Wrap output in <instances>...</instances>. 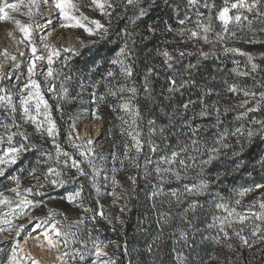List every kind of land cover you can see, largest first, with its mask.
Returning a JSON list of instances; mask_svg holds the SVG:
<instances>
[{
  "label": "trees",
  "instance_id": "16d2710c",
  "mask_svg": "<svg viewBox=\"0 0 264 264\" xmlns=\"http://www.w3.org/2000/svg\"><path fill=\"white\" fill-rule=\"evenodd\" d=\"M186 1L154 0L148 15L133 24L131 18L137 10L129 6L125 14V3L116 0L118 7L112 14L110 25L106 17L103 22L105 25L110 26L109 34L105 39L102 40L100 36L81 38L86 46L81 48L79 42L75 46L80 55L62 51L61 55L54 59L53 67L59 73L58 78L55 80L57 91L64 76L71 77L66 82L68 91L62 99H57L55 93L49 90L51 85L48 87L42 85L44 98L51 106V118L55 121L57 127V134L54 137L47 135L48 125L43 115L37 117V123L42 124L39 132L31 121L22 118L19 107L21 99L19 88L25 83L23 79L17 80L15 83H12L11 79H5L0 85V87H6L13 93V103L17 106L15 118L17 124L20 125L19 130L26 132L31 143L37 145L35 149L23 153L15 165L6 168L5 175L0 176V192L9 197L13 196L11 199L15 201L17 199L15 193L9 191V189L15 187V181L10 177L13 175L19 177L21 191L23 188L37 185L36 177H39V183L43 184L44 187H34L33 193L28 198L43 200L44 204L29 208L27 216L46 206L47 213L49 209L63 213V215H56L55 219L62 222L65 230L71 227L73 231L76 230L73 221L84 219V223L78 226L80 228L78 238L86 242L87 254L85 261L81 262L77 258L75 261L72 260L71 264H84L93 257L95 251L92 246V239L103 242L101 246L103 244L108 245L106 247L108 250L107 259L115 260V264H154V261L156 264H176L173 248L184 253L186 264H221L222 261L224 264H264V252L257 251V249H264V242H258L250 249L241 247L239 239L235 236L230 241L216 243L212 238L218 234V230L216 227H209V225L218 224V221L213 220V216L223 218L227 215L224 209L215 207L216 203H223L227 205L229 211L235 208L237 212L250 217L251 213L260 212L259 206L257 208L259 202H253L259 201L258 197L264 200V195H262L264 194L262 190L264 188L247 192L244 196H240L239 193L246 188H254L257 183L264 184V169L256 163L259 157L264 155V140L254 137L250 144L245 145V149L239 157L245 163L239 169L235 168V163L238 160L232 156V150L223 149L217 159L205 166L204 172L200 173L199 176L197 175L199 169L193 166L187 177H182L180 180L173 177L160 183L156 180L153 171L160 156L169 154L173 147H178L177 139L181 141L187 139L183 133H189V129L183 128L181 130L182 105L192 101L194 103L190 105L187 115L191 116L193 111L198 112L200 109L199 97L202 90H213L211 95L205 98V101L209 105L213 102L218 105L220 131L224 129L234 130L242 125L245 128L249 126L258 127L252 125L251 121L253 119H264V105H262L258 110L249 113L244 119L236 120L235 117L240 112L245 111L246 108L255 107V101L248 98L249 103L245 108H240L237 105L246 99L242 91L233 93L227 90L228 84L236 83L242 89L255 91L257 99L259 98L258 94L264 92V56L261 55L264 54V51L255 55L252 54L253 62L259 65L255 72H251V65L248 63L247 57L240 53L216 52L209 53L206 58H203L199 56V52H193V55H186L177 65V68L182 70L189 63L198 64L197 68L191 70L193 83L186 85L179 92L169 94L167 92V76L172 73L166 72L163 67H160L150 76L151 98L149 99L148 94L144 92L143 78L146 69L152 65H162V56L158 54V50L171 48L180 38L175 31H167L164 22L167 21L173 29L180 27L178 19H180V12L185 15ZM150 2L151 0H148V2L142 0V6L148 8ZM213 2L217 6V12L224 6V0H213ZM232 2L234 0H229V5ZM247 2L251 3L252 0H247ZM258 11L264 12V3L260 5L258 10L254 9L252 12L240 10L242 16H247V20L242 19L239 23L235 20L231 21L233 33L239 41L252 44L264 43V17L259 16ZM236 13L237 10L232 9L231 14L233 17ZM249 20L251 24L248 23ZM149 24L159 29V31L155 34L149 33L147 30ZM125 28L129 33H133L131 38L126 37L121 31ZM143 37H148V39H143ZM89 41H96V43L89 44ZM126 41L133 53L129 61L134 67L133 76L130 80L120 74L118 66L109 63ZM166 41H171V43H166ZM38 53L42 54V52ZM65 56L69 57L67 61L64 59ZM234 61L237 63H234ZM41 63V67L36 69V79L43 82V75H40V72L46 73L47 64L44 61H41ZM245 66L250 72L248 76H238L232 72L234 67L243 71ZM110 68L115 72V81H110V83L113 85L117 83L126 84L128 87L135 86L138 89L135 96L125 92L123 97L124 100L132 97L131 103L139 106L141 118L137 121V130L141 131V138L144 141H147L150 135L148 120L153 119L155 121L153 127L156 132L151 138L160 145V150L152 153L145 143L143 152L139 155V168L134 167L124 155L125 144L127 143L130 148L132 145L131 138L127 135V131L131 129L128 125L123 124L118 117L123 116L131 124V116L119 108L118 105L123 102L120 95L112 96L107 92L102 77ZM81 78L85 82L83 89L80 87ZM188 78L185 74V79ZM97 81L100 82L96 83ZM14 85L15 87H13ZM101 97L104 99L101 100ZM57 104L60 105L59 108H57ZM110 105L114 106L115 110ZM41 110H44L43 105H41ZM32 111L35 114L34 104ZM93 113H95V116ZM88 117L103 120L104 127L109 130L110 145L99 144L97 140L93 144L92 155L86 158L81 156L80 152H87L88 148L86 145L82 149L74 146V144H81L83 141L76 139L71 125L74 123L76 130H78L79 124ZM0 121L12 122L10 110L0 108ZM214 124H216L215 112L207 117L197 116L193 121V126H201L200 136L207 140L209 147L213 146L212 137L216 129L211 126ZM161 127L165 129L164 136L169 138L172 147H165L160 135ZM121 128L125 129L123 134ZM206 129L207 131H205ZM178 130L181 131L178 132ZM12 131H16V129L13 128ZM69 133H71V139ZM3 134L4 129L0 128V135ZM21 139L19 136L15 137L17 143ZM53 140L60 145L63 151L69 153L72 159L78 161L83 169V174H78L76 169L71 166V159H68L67 166H65L63 161L67 158L64 156L59 157L60 164L56 163L57 156ZM228 142L234 144V138L229 137ZM48 152L51 153V159L42 155ZM130 154L137 155L133 148H131ZM100 156H103L102 160ZM146 158H150L152 163L145 165ZM202 158L206 159L207 155L205 154ZM89 159H92L99 169L96 178L99 192L93 189L91 185L92 168L89 165ZM192 163V161H189V164ZM48 167H57L62 171L66 183L54 188L48 181H45L43 173L47 171ZM32 168H36L35 175H30ZM148 173H151V176L145 179ZM106 174L113 175L123 186L121 187V197L119 202L115 204L112 214L109 213V207L112 206L104 198V194L108 189L103 187V178L106 177ZM134 175L137 177L135 184L129 179L130 176ZM201 178L211 181L208 191L196 194L191 198H182L179 204L169 196L171 189L183 191L185 184L198 182ZM154 184L156 187H153ZM78 189H82L81 198L70 203L66 198L67 195L76 192ZM36 192L43 195L37 196L35 195ZM153 192H156L157 195L154 200H150L149 195ZM192 199L197 200L201 207L195 212V219L192 220V224L189 226L181 220L180 214L189 206ZM169 200H172L171 205L167 203ZM237 200L240 201L239 204H236ZM81 203L84 208H92L93 212H85L84 208L79 206ZM153 204H155V207H153ZM122 207L124 208L123 211H121ZM69 210H77L78 216L75 218L69 217ZM100 211H103L105 216L111 219V223L98 214ZM161 211H171L173 217L170 226L163 227L162 236L161 222L158 215ZM47 215L43 213L37 217ZM93 215H95V220L92 219ZM192 215V213H189V218ZM27 216H21L17 220L25 219ZM115 217H119L124 223H119ZM252 221L261 223L264 227V222L251 217L243 233L249 236L250 243L254 239L250 235ZM235 227L239 228L241 225L236 224ZM180 230H184L186 233L184 239L180 238ZM89 231H91V239ZM228 231L231 234L232 230L228 229ZM158 237L159 239H157ZM225 243H232L234 248L231 250L226 248ZM9 244V242H5V244L0 245V260H6ZM150 246L152 252L148 251ZM81 247L82 245L79 242H75L70 245L69 251ZM158 248L159 251H157ZM213 254L220 259H210ZM68 260L70 264V256Z\"/></svg>",
  "mask_w": 264,
  "mask_h": 264
},
{
  "label": "snow or ice",
  "instance_id": "6c2138e0",
  "mask_svg": "<svg viewBox=\"0 0 264 264\" xmlns=\"http://www.w3.org/2000/svg\"><path fill=\"white\" fill-rule=\"evenodd\" d=\"M46 3L47 0H44ZM121 2L125 3V14L127 7H132L137 11L134 12L131 22L133 24L136 21L142 19L143 17L148 15L149 9L154 3V0H151L149 3V7L145 8L142 6V0H121ZM144 2H148V0H144ZM92 5L95 6L96 9H99V12L102 16L108 18L109 25L111 22V17L113 12H115L116 7L118 4L116 0H91ZM199 3V0H187L186 3V11L183 19H178V24L180 27L177 29H173L167 21L164 22V26L167 31H175L178 36L181 37V43H187L188 40H195L201 39L204 43H212L209 39V34L213 32V26L211 24L212 17L211 15L208 16V23L204 22V14L197 10L195 12L196 20L193 22L195 27H186L185 25L189 22L190 17L187 14V9L191 7H195ZM264 3V0H252L251 3H248L247 0H234L229 6V0H224V7H222L216 16V19L220 20L224 25V32H228V24L235 20V22L239 23L242 19L247 20V16H242L240 10H247L248 12H252L254 9L258 10L260 5ZM55 7L59 10L60 19L63 21L61 27L64 28H80L83 29L89 36H100L103 40L105 39L110 31V26L105 25L99 19H92L82 12L79 15L75 13L79 12V6L75 3H72V0H54ZM27 8L26 12L22 14L29 17V23H24L18 19H15L13 16L9 14L11 12H18L21 9V6ZM40 7L41 3L40 0H19V3H4L3 6H0V22L2 21H11L15 28L19 30L23 34V39L19 42H23L24 40L28 41V44L31 45V53L32 58L28 66V82L24 84V87L20 90V112L22 113V118L26 121H31L36 130L39 132L42 124L37 123V117L43 115L45 117V122L47 123L48 127L46 129L47 135L49 137H54L57 134V127L55 121L51 118L50 109L51 106L49 105L48 101L45 100L43 92H42V85L43 87H48L50 91L54 92L57 99H62L64 94L67 93L68 89L66 87V82L71 79V77L65 75L64 79L60 81L59 90L56 89L55 80L58 78L59 73L54 69L53 63L54 59L58 58L61 55V52L64 53H72L73 55H80L79 50L69 45L66 48L60 49L56 45L44 44V48L47 50V55H37V48L32 40V34L34 31V26L31 23L32 17L35 15L40 14ZM204 8L212 9L215 7L214 4H209L208 0H204L203 3ZM230 9L237 10L236 15L233 17L229 15ZM178 11V6H177ZM258 15L264 17V12H259ZM251 24V21H248ZM52 21H48V25L51 26ZM35 27H40V25H35ZM149 33L155 34L159 29L153 27L151 24L148 25L147 28ZM126 37L131 38L133 33H129L127 28L121 30ZM9 36H12V32L8 33ZM51 35V33H49ZM234 35V33H233ZM187 36L188 40H184L183 37ZM218 40H222L223 37L220 33L216 34ZM143 39H148V37H143ZM79 45L81 48L85 47L86 44L83 40L77 37ZM257 42V41H252ZM89 44H94L96 41H89ZM134 43V41H133ZM166 43H171V41H166ZM176 55L174 56L172 52H169L167 48L162 50H158V54L162 56V65H152L149 66L144 74V92L148 94V98H151L152 89L149 87L150 76L153 72L157 70V68L163 67L166 72H171L172 74L167 76L168 81V88L167 92L169 94H173L179 92L180 90L184 89L186 85L193 83L191 80V70L198 67V64H191L184 66V68L178 69L177 65L180 64L181 60L187 55L191 56L193 53L186 49H174L173 50ZM224 52L226 53H240L243 56L247 57L248 63L251 65V72H255L259 65L253 62V56L251 53L242 52L239 48H229L225 47ZM5 58L7 59L9 56L12 61L15 63L12 65V70L5 72L3 69H0V81L5 79H10L14 74L15 71L20 69L22 61H17L16 55H12L4 50ZM21 57L25 56L24 52H19ZM133 55L132 50L128 47L127 41L125 42L124 46L120 48L119 52L116 53L115 57L112 58L109 63L114 66H118L120 70V74L124 76L126 79H131L134 72L133 64L130 63L131 56ZM209 55L208 52H199V56L206 58ZM264 56V54H261ZM65 61L69 59L68 56L64 57ZM47 61V71L44 73L43 71L40 72V75H45L46 79L41 82L36 79L37 71H36V63L37 61ZM234 63H237L234 61ZM232 72L238 76H248L250 74L247 66H245V70L240 71L237 67L232 69ZM158 74V73H157ZM185 74L189 77L185 79ZM17 80H20V77H16ZM102 79L105 82L106 89L109 95L117 96L120 95L121 100L123 101L118 106L120 109L126 111L131 116V124L129 121L126 120L123 116L118 117L123 124L129 126V131H127V135L131 138L132 145L131 148L135 149L137 155L133 156L130 154L131 148L126 143L125 144V158L130 160L132 165L136 168L140 167L138 162L139 155L143 152V148L145 143L149 147L152 153H156L160 150V145L157 144L151 137L155 134L156 129L153 127L155 125V121L153 119L148 120L149 125V139L144 141L141 136V131L138 129L137 121L141 118V113L139 110L138 105H134L131 103L132 97H129L128 100H124L123 93L128 92L135 96L138 93V89L135 86L128 87L126 84H115L113 85L110 81H115V72L113 69H108L107 72L104 74ZM97 81L96 83H99ZM95 86V85H93ZM15 87V85L13 86ZM81 89L85 87V82L83 78H81ZM27 90V95H24V91ZM227 90L229 92H239L242 91L243 96L246 98L237 105L240 108H245V106L249 103V99L255 101V107L246 108L245 111L240 112L235 119L242 120L248 116L249 113L258 110L262 105H264V92H260L258 94L259 98L257 99V93L255 91H251L248 89L240 88L236 83L228 84ZM212 89L202 90L201 95L199 97V104L200 109L198 112L193 111L191 116H188L187 113L190 109V105L194 102L188 101L187 103L182 105L183 113L181 114V130L183 128L189 129V133H183L184 136L187 137L186 140L181 141L177 139L178 147H173L169 154H165L159 157L156 161L155 167L153 169L155 173L156 180L160 183L167 179L175 178L176 180H180L182 177H187L188 172L190 169L195 166L199 169L197 175L199 176L200 173H203L205 170V166L212 163L213 160L217 159L218 155L221 153L223 149H230L232 150L231 154L233 157H236L238 162L235 163V168L239 169L244 165V161L239 159L241 153H243L246 144H250L254 137H259L261 140H264V119H253L251 121L252 125H256L258 127L249 126L245 128L243 125L240 127L235 128L234 130L224 129L220 131V120H219V107L216 102H213L211 105L206 103L205 98L212 93ZM166 99L168 97H165ZM104 98L101 97V100ZM33 104L35 106V114H33ZM41 105H43V111L41 110ZM60 105L57 104V108ZM113 110H115V107ZM0 108H4L6 110H10L11 114V123H6L0 121V128L4 129V134L0 135V176L5 175L6 168L15 165L21 158L23 153L28 152L30 149H35L37 147L36 144L31 143L29 135L26 132L20 131V125L17 124L15 113L17 112V106L13 103V93L7 89L6 87H0ZM227 110V109H226ZM216 113V124L212 125V128L216 129L212 137V147L208 146V142L202 136H200V125L193 126L194 119L199 117H207L211 116L212 113ZM95 116V113H93ZM99 118V117H96ZM15 128L16 131H12ZM73 131H76L75 124L71 125ZM181 130H178L181 131ZM125 131L124 128H121V133L123 134ZM165 129L163 127L160 128V135L161 139L164 141L165 147H172L169 138L164 136ZM207 131V129L205 130ZM21 137V141L17 143L15 141V137ZM229 137L234 138V144H230L228 142ZM69 138L71 139V133H69ZM76 139H79V134L77 133ZM56 149V156H57V164H60L61 161L59 160L60 156H64L67 159L63 161L64 165L67 166L68 159H71L72 163L71 166L74 167L78 174H83V169L80 167V164L75 159H72L69 153L63 151L58 143L53 140ZM94 141L89 138L87 140V145H93ZM77 148H84L85 144H74ZM207 155L206 159L202 157ZM51 159V153H43ZM81 156L90 157L92 155V148L88 147L87 152L81 151ZM100 159H103V156H100ZM189 161H192V164H189ZM89 165L92 168V176L90 177L92 188L99 192V188L97 186V176L99 174V169L95 166L92 159L88 160ZM123 163V162H121ZM145 165L151 164L152 161L150 158H146L144 161ZM256 163L264 169V155H261ZM178 165V167H176ZM36 168H32L30 175H35ZM64 173L60 171L57 167H48L47 171L43 173V178L45 181H48L54 188L60 187L61 185L65 184L66 181L63 179ZM151 176V173H148L145 179ZM13 181H15V187L9 189L10 192L15 193L16 200L13 201L9 196H6L3 192H0V205H7L9 211L5 212L2 216H0V234L4 232L12 233L15 232L16 236L20 235V231L25 227V225H13V220L18 219L21 216H27V210L32 207H38L44 204L43 200L40 199H29L28 196L33 193L34 187L42 188L44 187L43 184L39 183V177L37 179V185L33 187L23 188L21 191V184L19 177L13 175L10 177ZM129 179L132 181L133 184L136 183L137 177L130 176ZM211 181L206 179H199L198 182L185 184L183 187V191L179 189H171L169 192V196L174 198L175 202L179 204L182 198H191L196 194L203 193L209 190ZM113 184L116 187H123L118 180L113 177ZM153 187H156L154 184ZM264 188V184L257 183L255 184L254 188H246L239 193L240 196H244L247 192L254 191L255 189ZM82 189H78L74 193H69L67 195V200L70 203L76 202L78 199L81 198ZM35 195L40 196L43 195L40 192H36ZM112 195L116 196L119 199V195L115 192ZM157 193L153 192L149 195L150 200H154ZM264 195V194H262ZM115 203V200L113 201ZM259 202V207L261 209L260 212L251 213V217H254L255 220L264 222V200L254 201L253 203ZM99 203V201H97ZM169 205H171L172 200L167 201ZM240 201L237 200L236 204H239ZM80 207L84 208V205L81 203L79 204ZM155 207V204H153ZM201 207L198 204V201L195 199L191 200V203L187 208L183 210L181 215V220L191 226L192 220L195 219V212L197 209ZM215 207L217 209H224L227 212V215L223 218L219 216H213L214 221H218V224L209 225V227H216L218 230V234L213 237L212 239L215 240L216 243H221L230 241L233 236L239 239L241 247L252 248V246L258 242H264V227H262L261 223H255L254 221L251 222V237L254 239L249 242V236L244 235L245 227L248 226V223L251 219L249 215L242 214L237 212L235 208H232L230 211L228 210L227 205L223 203H216ZM124 208H121L123 211ZM85 212H93L92 208H84ZM189 213H192V217L189 218ZM101 217L108 219L109 223H111V219L106 217L103 211L98 213ZM56 215H63V213H58L53 209H49L48 215L45 217H33V220H39L40 223L36 224V229L39 230L43 228V242L39 246H43V243H46L47 246L52 249L56 248L58 253L57 259L61 261V264H69V260L67 259L69 256L71 260L75 261L77 258L81 262L85 261V256L87 254L86 242L83 240H79L78 233L80 231L79 225L84 223V219L81 218L80 220L73 221V225L76 226V230L73 231L71 227L65 230L64 225L61 221L55 219ZM160 222H161V236L163 235V227L170 226V222L172 221V214L171 211H161L158 213ZM66 219V217H65ZM95 220V215L92 217ZM119 221V223L123 224L124 221L121 220L119 217H115ZM236 224L241 225V227H235ZM228 229H231V234L229 233ZM179 235L181 239L186 237V233L184 230L179 231ZM89 237L91 239V231H89ZM39 239V237H37ZM159 239V237L157 238ZM79 242L82 247L72 249L71 252L69 251L70 245L72 243ZM103 242L98 241L96 239H92V246L95 251L96 260L93 261V264H115V260L109 258L107 260H102L101 257L107 256L108 253L105 252L103 249L106 248L108 245L103 244ZM62 245V247H60ZM228 249H233L234 245L232 243H225L224 245ZM23 250L20 248L19 242L14 241V247L12 248L11 253L7 256L6 260H0V264H22L25 259H30L31 264H39V261L31 258L30 253H25L21 255L20 253ZM149 252H152L151 246L148 249ZM159 251V248L157 249ZM258 252H264V249H257ZM173 252L175 254V261L176 264H186V260L184 257V253L182 251H177L173 248ZM210 259L218 260L220 259L215 254L210 256ZM154 264L156 262L154 261ZM221 264H224L222 261Z\"/></svg>",
  "mask_w": 264,
  "mask_h": 264
},
{
  "label": "rangeland",
  "instance_id": "374dc122",
  "mask_svg": "<svg viewBox=\"0 0 264 264\" xmlns=\"http://www.w3.org/2000/svg\"><path fill=\"white\" fill-rule=\"evenodd\" d=\"M4 3H19V0H0V6H3ZM40 3V14L35 15L31 19V23L34 26L32 40L37 48V55H47V50L44 48V44L56 45L60 49H63L68 47L69 45L75 47L78 43L77 37L79 39L92 37L80 28L72 29L61 27L63 21L60 19L59 10L55 7L54 0H47L46 3L44 2V0H40ZM72 3H75L79 6V12L75 13L76 15H79V13L82 12L84 15L92 19H99L102 23L104 22L105 17L100 14L99 9H96L95 6L92 5L91 0H72ZM203 3L204 0H199V3L195 7L187 9V14L190 17V20L185 26L195 27L193 22L196 20L195 12L197 10L204 14L203 19L205 23H208L207 18L209 15H211L213 32L209 34V39L212 41V43H204L201 39L188 40L187 36L183 37V39L188 40V42L181 43V37L179 36L180 38L175 42V44L171 48H168L169 52H172L174 56L176 55V53L173 50L177 48L186 49L188 51H191L192 53L200 51L208 53H226L224 52L225 47L239 48L242 50V52H248L254 55L264 51V43L252 44L246 41H239L236 35H233V25L231 24V22L228 24V32H224L223 23L220 20L216 19L218 12L216 11L217 6L213 2V0H208L209 4L215 5V7L211 10L208 8H204ZM26 11L27 8L22 5L20 11H9V14L15 19H18L24 23H29V17L22 14ZM231 12L232 9H230L229 12V15L232 16ZM181 14L182 13L180 12V19H183L184 14ZM49 20L52 21L51 26L48 25ZM37 24L40 25V27H35V25ZM9 32H12V36L8 35ZM49 33H51V35H49ZM217 33H220V35L223 37L222 40L217 39ZM22 39L23 34L15 28V25L11 21L0 22V69H3L5 72L11 71L12 65L15 63L11 60L10 56L7 59L5 58L4 50H7V52L12 55H16L17 61H22L20 69L18 71H15V74L10 78L12 83H15L17 81V76H19L20 79H23L25 83L28 82L27 69L32 58L31 45L28 44L27 40H24L22 43L19 42ZM19 52H24L25 56L21 57L19 55ZM38 52H42V54ZM44 62L45 64H47L46 60ZM41 64V61H37L36 69H39L41 67ZM43 79H46L45 75H43ZM1 84L2 81H0V85ZM24 84L19 88V91L24 87ZM24 95H27V90L24 91ZM77 133L79 134L78 140L83 141L87 148L93 147V145H87V140L89 138H91L94 143L98 140L99 144H103L105 146L110 145L109 130L104 127L103 120L92 119L90 117L85 118L79 124L78 130L73 132V135L77 137ZM103 187L108 188L106 190V193L104 194V198L112 206L109 207V213L112 214L115 204L118 203L120 199H117V197L112 195V193L115 192L119 195V197H121V187H116L113 184V175L111 174H106V177L103 178ZM262 190L264 193V189ZM10 198H13V196H11ZM258 198V200H261V197ZM114 200L115 203L113 202ZM258 206L259 205H257V208ZM7 211H9L7 205H0V216H2ZM259 211H261L260 207ZM43 213L48 214L46 206L42 209H38L37 211L32 212V214L28 215L25 219H14V227L18 225H25V227L20 231L19 236H16L15 232H12L11 234L8 232L0 234V245L5 244V242L10 243L8 248V255L11 253L12 248L14 247V241H18L20 248L23 250L20 253L21 255L30 253L31 258L39 261V264H61V261L57 259V256L60 253H58L56 248L50 249L46 243H43V246H39L43 242V228L39 230L36 229V224L40 223V221H34L33 217H37L38 215ZM78 214L79 213L77 210L68 211V216L71 218H75L76 216H78ZM37 237H39V239H37ZM103 250L108 253L107 248H104ZM107 257L108 255L101 257V259L107 260ZM95 260L96 256L94 252L93 257L84 264H93V261ZM71 263L72 260H70V264ZM22 264H31V260L25 259Z\"/></svg>",
  "mask_w": 264,
  "mask_h": 264
}]
</instances>
